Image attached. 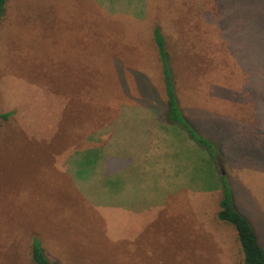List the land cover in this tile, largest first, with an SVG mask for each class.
Wrapping results in <instances>:
<instances>
[{
	"label": "rangeland",
	"instance_id": "374dc122",
	"mask_svg": "<svg viewBox=\"0 0 264 264\" xmlns=\"http://www.w3.org/2000/svg\"><path fill=\"white\" fill-rule=\"evenodd\" d=\"M157 27L184 120L209 146L189 136L165 210L93 209L64 155L123 106L165 105ZM0 114V264H35L33 240L50 264H245L217 218L222 176L264 244V0H8Z\"/></svg>",
	"mask_w": 264,
	"mask_h": 264
},
{
	"label": "crops",
	"instance_id": "0c3cea01",
	"mask_svg": "<svg viewBox=\"0 0 264 264\" xmlns=\"http://www.w3.org/2000/svg\"><path fill=\"white\" fill-rule=\"evenodd\" d=\"M121 113L64 155L66 173L93 209L130 214L165 210L183 187L184 157L189 159L197 148L189 134L184 137L182 128L168 121L165 105H127ZM215 180L220 182L217 176Z\"/></svg>",
	"mask_w": 264,
	"mask_h": 264
},
{
	"label": "trees",
	"instance_id": "16d2710c",
	"mask_svg": "<svg viewBox=\"0 0 264 264\" xmlns=\"http://www.w3.org/2000/svg\"><path fill=\"white\" fill-rule=\"evenodd\" d=\"M7 1L0 0V22L5 14ZM154 40L163 69L166 95L165 106L168 121L184 126L189 131L192 139L200 142L202 145H208V142L201 138L185 122L184 115L179 108L174 88V79L172 78L168 62L169 56L166 51L164 37L159 27L154 30ZM8 118L9 114H0V119L7 120ZM220 181H222V198L220 200V210L217 213L218 220L235 229L245 264H264V244L261 243L250 220L235 207L232 191L224 182L223 176L220 178ZM32 260L35 264H50L37 240H33L32 243Z\"/></svg>",
	"mask_w": 264,
	"mask_h": 264
}]
</instances>
